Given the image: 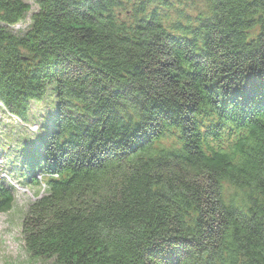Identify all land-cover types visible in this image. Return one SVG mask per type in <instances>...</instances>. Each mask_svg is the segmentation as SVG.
I'll use <instances>...</instances> for the list:
<instances>
[{"label":"trees","instance_id":"1","mask_svg":"<svg viewBox=\"0 0 264 264\" xmlns=\"http://www.w3.org/2000/svg\"><path fill=\"white\" fill-rule=\"evenodd\" d=\"M37 4L20 33L31 4L0 0V118L25 127L0 131V213L46 174L30 258L264 264V0Z\"/></svg>","mask_w":264,"mask_h":264},{"label":"rangeland","instance_id":"2","mask_svg":"<svg viewBox=\"0 0 264 264\" xmlns=\"http://www.w3.org/2000/svg\"><path fill=\"white\" fill-rule=\"evenodd\" d=\"M31 4L30 12L17 24H14L12 29L17 32H23L31 25V16L35 10L38 9L37 0H25ZM134 1V0H133ZM196 0H190V2H195ZM178 6H181V3H176ZM150 8L154 9L156 6L153 2H150ZM189 13H192L194 9L191 5L185 6ZM212 6L206 7V11L211 12ZM124 9V8H121ZM186 10V9H185ZM129 14L126 15V17ZM259 24H261L259 22ZM245 28V27H244ZM43 102V103H42ZM38 101L33 102V112L35 122L30 118V123L33 125V131H38V141L40 142L39 145L36 143L31 145L32 147H40L41 143L45 138V135L48 134V130L45 129L43 126L44 123L47 125L50 122H53L56 118L55 108L54 106V99H51V102L48 101ZM44 103H48L45 106ZM53 104V106H52ZM0 115L2 112L0 111ZM9 117L0 118V131L7 130L10 126H14L16 130L21 129L24 132L25 127L23 123L19 122L17 119H8ZM5 139L1 142L4 143ZM169 139L165 140L164 144ZM8 140L7 142H9ZM6 143V142H5ZM4 145V144H3ZM23 147H26V142L24 143ZM15 203L13 205V209L8 211V213H0V264H56L53 259L41 261V260H32L25 248V242L23 241L21 225L23 221V217L25 212L27 211V206L34 198L33 190L23 191L20 187L16 188L15 192Z\"/></svg>","mask_w":264,"mask_h":264}]
</instances>
